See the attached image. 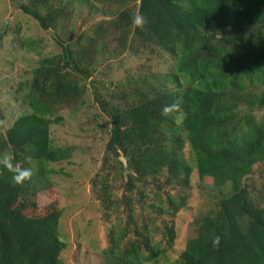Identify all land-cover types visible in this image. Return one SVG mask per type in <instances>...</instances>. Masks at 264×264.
Here are the masks:
<instances>
[{
	"label": "trees",
	"instance_id": "1",
	"mask_svg": "<svg viewBox=\"0 0 264 264\" xmlns=\"http://www.w3.org/2000/svg\"><path fill=\"white\" fill-rule=\"evenodd\" d=\"M84 2L115 10L113 17L97 23L86 43L56 38L60 53L37 60L11 86L27 110L0 129V154H14L32 176L15 184L0 169V264H62V209L38 194L50 187L49 164L73 149L56 146L49 126L62 120L59 109L77 111L88 89L109 124L102 162L89 177L97 209L115 222L102 264H264V0H27L16 7L48 30ZM137 12L143 26L134 23ZM108 30L114 52L166 57L167 72L143 66L114 86L115 96H100L95 57L105 45L96 43ZM258 167L263 183L255 185ZM194 170L217 196L169 259L175 228L163 217L186 207Z\"/></svg>",
	"mask_w": 264,
	"mask_h": 264
},
{
	"label": "rangeland",
	"instance_id": "2",
	"mask_svg": "<svg viewBox=\"0 0 264 264\" xmlns=\"http://www.w3.org/2000/svg\"><path fill=\"white\" fill-rule=\"evenodd\" d=\"M26 1L0 0V34L6 32L7 28L0 40V129L2 126L9 127L20 113L27 110L15 100L11 86L22 80L24 71L35 67L37 60L60 53L55 39L63 43L71 40L75 44L86 43L92 38L94 26L104 19H111L115 11L104 14L99 5L94 7L87 2L73 4L70 18L61 21L57 28L42 30L33 18L16 7ZM113 39L114 33L109 31L96 43L101 48V43L105 45V49L95 57V83L100 96H115L118 90L114 92V86L123 83L127 76L140 73L138 71L143 66L167 72L171 64L168 58L161 59L154 53L141 58L129 52L116 53L112 49ZM21 40L30 43L29 50L20 45ZM124 85L121 86L123 89ZM84 99L86 101L77 111L59 109L62 120L49 126L56 146L73 149L69 159L49 164L52 170L48 175L50 187L38 194L43 200L45 197V201L58 200L62 209L58 228L60 238L65 242L60 254L62 264H102V250L108 246L109 230L115 223L97 209L89 189V177L102 162L109 124L93 101L90 89L85 91ZM262 167L253 173L255 185L263 183L261 174H257ZM185 195L186 207L180 209L173 218L163 217L168 224L174 222L175 228L173 246L166 253L169 259L176 258L186 241L195 235L193 220L200 217L210 207L213 196H217L213 188L200 183L195 170L190 174L189 189Z\"/></svg>",
	"mask_w": 264,
	"mask_h": 264
},
{
	"label": "clouds",
	"instance_id": "3",
	"mask_svg": "<svg viewBox=\"0 0 264 264\" xmlns=\"http://www.w3.org/2000/svg\"><path fill=\"white\" fill-rule=\"evenodd\" d=\"M147 22L146 17L137 12L134 16V23L137 26H143ZM15 156L12 153L0 154V169H6L12 173L11 180L15 184H22L32 176V169L30 167H19L14 163ZM219 241V237L213 240L215 245Z\"/></svg>",
	"mask_w": 264,
	"mask_h": 264
},
{
	"label": "bare ground",
	"instance_id": "4",
	"mask_svg": "<svg viewBox=\"0 0 264 264\" xmlns=\"http://www.w3.org/2000/svg\"><path fill=\"white\" fill-rule=\"evenodd\" d=\"M190 35V34H189ZM195 38V37H194ZM199 39V38H198ZM196 43V42H195Z\"/></svg>",
	"mask_w": 264,
	"mask_h": 264
}]
</instances>
